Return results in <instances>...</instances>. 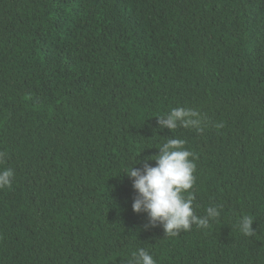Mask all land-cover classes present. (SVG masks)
<instances>
[{"label": "trees", "instance_id": "obj_1", "mask_svg": "<svg viewBox=\"0 0 264 264\" xmlns=\"http://www.w3.org/2000/svg\"><path fill=\"white\" fill-rule=\"evenodd\" d=\"M176 107L203 130L161 129ZM170 138L193 153L194 214L221 206L175 237L146 227L122 173ZM0 152V264H128L141 247L264 264V0H0Z\"/></svg>", "mask_w": 264, "mask_h": 264}, {"label": "clouds", "instance_id": "obj_2", "mask_svg": "<svg viewBox=\"0 0 264 264\" xmlns=\"http://www.w3.org/2000/svg\"><path fill=\"white\" fill-rule=\"evenodd\" d=\"M157 118L161 129L167 128L172 132L178 126L203 130V118L191 108H172ZM184 145L183 139L170 138L158 147V155L148 156L143 161H137L136 156L132 167L122 172L132 180L136 192L132 210L146 213V227L160 225L166 237L190 231L193 225L198 229L208 228L210 222L216 221L221 215V206L207 208L203 217L194 214L192 204L195 196L191 189L195 184L196 165L193 153ZM5 156L6 153L0 152V162ZM152 160L156 162L155 166L149 164ZM135 164H141L142 167H136ZM13 176L12 169L0 170V189L10 187ZM253 222L254 218L250 215L241 217L238 224L240 232L245 236H253ZM128 264H156V260L141 247L132 253Z\"/></svg>", "mask_w": 264, "mask_h": 264}]
</instances>
